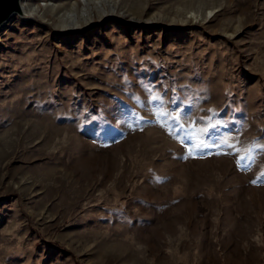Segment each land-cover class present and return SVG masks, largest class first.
<instances>
[{"label": "rangeland", "instance_id": "rangeland-1", "mask_svg": "<svg viewBox=\"0 0 264 264\" xmlns=\"http://www.w3.org/2000/svg\"><path fill=\"white\" fill-rule=\"evenodd\" d=\"M22 3L0 264H264V0Z\"/></svg>", "mask_w": 264, "mask_h": 264}, {"label": "water", "instance_id": "water-1", "mask_svg": "<svg viewBox=\"0 0 264 264\" xmlns=\"http://www.w3.org/2000/svg\"><path fill=\"white\" fill-rule=\"evenodd\" d=\"M14 16H19L24 20H32L22 5V0H0V30Z\"/></svg>", "mask_w": 264, "mask_h": 264}, {"label": "snow or ice", "instance_id": "snow-or-ice-1", "mask_svg": "<svg viewBox=\"0 0 264 264\" xmlns=\"http://www.w3.org/2000/svg\"><path fill=\"white\" fill-rule=\"evenodd\" d=\"M154 99H155V97H154ZM133 115H135V113H133ZM178 117H179V114L177 115V117H174V119H178ZM180 127H182V125ZM202 131L206 132L207 129H202ZM221 142L226 144L225 141H221ZM211 146L212 145L209 142H206V141L201 140L199 143H196L195 144L194 148H189L188 151H189L190 154H192V152L195 149L203 150V149L208 148V147H211ZM226 146L229 147V148L233 147V145H230V144H227ZM237 163L239 165L240 161L238 160ZM253 182H255V181H253Z\"/></svg>", "mask_w": 264, "mask_h": 264}, {"label": "bare ground", "instance_id": "bare-ground-1", "mask_svg": "<svg viewBox=\"0 0 264 264\" xmlns=\"http://www.w3.org/2000/svg\"><path fill=\"white\" fill-rule=\"evenodd\" d=\"M22 5H23L25 11H26L30 16H32V12L30 11L31 9L27 8L28 6H25L24 3H22ZM212 14H213V11L210 10V11H209V15H212Z\"/></svg>", "mask_w": 264, "mask_h": 264}]
</instances>
